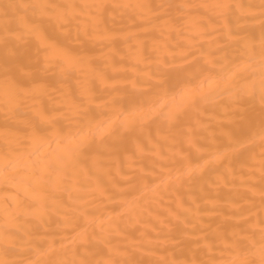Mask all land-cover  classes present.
Segmentation results:
<instances>
[{"label": "bare ground", "instance_id": "obj_1", "mask_svg": "<svg viewBox=\"0 0 264 264\" xmlns=\"http://www.w3.org/2000/svg\"><path fill=\"white\" fill-rule=\"evenodd\" d=\"M0 264H264V0H0Z\"/></svg>", "mask_w": 264, "mask_h": 264}]
</instances>
